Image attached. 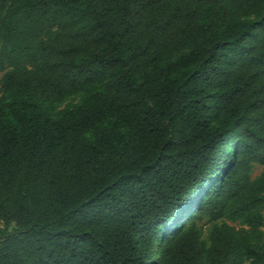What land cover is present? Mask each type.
I'll list each match as a JSON object with an SVG mask.
<instances>
[{"label":"trees","instance_id":"16d2710c","mask_svg":"<svg viewBox=\"0 0 264 264\" xmlns=\"http://www.w3.org/2000/svg\"><path fill=\"white\" fill-rule=\"evenodd\" d=\"M0 44V264H264V0H0Z\"/></svg>","mask_w":264,"mask_h":264},{"label":"rangeland","instance_id":"374dc122","mask_svg":"<svg viewBox=\"0 0 264 264\" xmlns=\"http://www.w3.org/2000/svg\"><path fill=\"white\" fill-rule=\"evenodd\" d=\"M0 49H1V44H0ZM0 76H1V72H0ZM77 98H71L69 101L71 102V103H75V102H77ZM260 171H261V167L260 166H258V165H255V167H254V169H253V171H252V173H251V177L252 178H255L259 173H260ZM231 223V222H230ZM232 224L233 225H235V226H239L237 223H235V222H232Z\"/></svg>","mask_w":264,"mask_h":264}]
</instances>
